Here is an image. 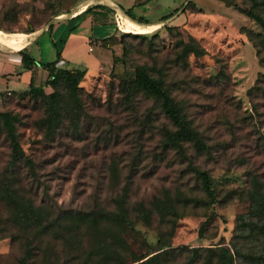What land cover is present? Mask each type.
I'll list each match as a JSON object with an SVG mask.
<instances>
[{"label":"rangeland","instance_id":"obj_1","mask_svg":"<svg viewBox=\"0 0 264 264\" xmlns=\"http://www.w3.org/2000/svg\"><path fill=\"white\" fill-rule=\"evenodd\" d=\"M115 1L150 25H134L113 0H0L3 39L35 40L46 30L29 46L43 61L55 55L48 30L88 5L94 14L83 28V17L57 27L64 38L60 51L68 36H78L69 39V53L57 66L85 71L77 102L58 82V125L42 122L52 102L46 94L53 91L46 73L33 79L44 93L22 91L27 85L20 82L15 87L21 91L0 94V221L7 213L2 187L8 182L23 200L29 197L48 211L42 221L16 212L9 235L0 237V264H127L154 249L162 234L171 246L230 247L237 215L250 207L252 175L264 184V116L257 121L247 94L257 79L264 86V31L248 14L264 15V0ZM188 43L203 54L183 52ZM224 65L223 85L225 79L229 84L221 91L210 79ZM136 66L163 78L189 124L190 117L197 124L207 150H198L192 138L172 139L175 124L160 99L125 86ZM254 101L264 103V95L258 92ZM2 112L29 163L11 165ZM191 165L209 173L212 202ZM99 209L115 215L96 223L73 215ZM237 240L245 249L262 246L255 235Z\"/></svg>","mask_w":264,"mask_h":264},{"label":"trees","instance_id":"obj_2","mask_svg":"<svg viewBox=\"0 0 264 264\" xmlns=\"http://www.w3.org/2000/svg\"><path fill=\"white\" fill-rule=\"evenodd\" d=\"M91 7L92 6H87L82 12L71 16L70 18L73 20L81 19L83 15L91 9ZM123 10L132 18L143 23H149L141 16L134 15L131 12V8H123ZM248 14L264 31V15L253 10H249ZM161 20L167 21L169 19L163 18ZM51 27L52 24L50 23L48 25V29ZM73 27L74 26H72L70 30ZM129 33L132 35H144L143 33L126 32V34ZM250 39L253 41L254 46L258 48L257 42L252 37H250ZM262 39L264 40V35L262 36ZM22 49H20V51H22ZM182 51L195 55L203 54V50L201 48H199L197 45L189 43L183 45ZM60 55L61 51L57 48L56 58L42 63L43 67L47 70L48 78L46 80V84L53 88V91L46 94L47 97L52 100V102L48 108V114L42 118V122L47 123V125H49L52 120H54L53 123L55 126L61 121V119H59V106L56 104V86L58 82L63 81L69 87L74 100L77 102L79 90L78 83L85 72L79 67L67 68L57 66V61ZM21 61L25 65L34 63V60L26 54L22 56ZM218 62L225 64L223 58H218ZM223 67H225V65L222 66L218 74L210 79V83H214L213 85L216 87L219 86L222 89L221 91H224V89H226L229 84L228 79H225L226 81L223 85L222 79L224 78V75L226 77L227 74ZM259 82L260 80L257 79L256 83L247 89V94L249 96V100L252 101V106L254 107V114L257 121L261 120L262 116H264V110H260L261 108H259V106H263L264 103L260 104L259 102L254 101V95H256L258 92L264 95V86L260 85ZM125 86L139 88L145 93L157 96L160 99L162 111L175 124V129L172 132V139L178 141L179 139L192 138L195 139V144L198 150L202 151L205 147V150H207L208 144L203 140L201 131L198 129L197 124L194 122L192 117H190L189 124L185 113L166 89L163 78L151 75L143 67L136 66L134 68V77L131 85L126 83ZM38 89L43 92L42 87L35 85L32 79L28 85V88L21 90H29L30 92H33ZM79 105H81L80 100L78 102V106ZM2 115L6 116L4 120H6V123L8 124L7 138L11 151V165L19 164L23 161L29 163L30 160L25 155L14 132L13 123L9 121V118L5 112H2ZM256 143L258 144V140ZM179 150L183 151L182 149ZM191 168L200 178L203 193L209 197L210 202H212L214 199V189L211 184L209 173L206 169L197 167L195 165H191ZM252 176H254L252 178V188L249 190L248 194L250 207L246 212L237 215V222L235 226L236 232L230 242V247L221 244L210 246H171L162 234L158 236L155 244L156 247L154 249L134 258L132 262L127 264H241V260H244L246 264H264V187L262 186L264 184L257 178L256 175ZM5 177L7 178V176ZM2 197L4 199V208L7 210V213H4L3 218L0 221V237L9 235L8 233H10L11 229L10 224L11 222H14V217L18 210L23 214L25 220H30V218L33 217H40L38 220L42 221L43 217H48V211L45 209V207L41 205H35L29 197L23 200V198L17 193V187L12 186L11 182L4 183L2 187ZM63 212L64 210L60 213H57L58 216L56 219H58V217H60L62 215L61 213ZM73 215L79 218V222L85 221V218H89L93 220V223H96L97 220L101 218L111 220V217L115 215V212H113L111 209L89 211L77 210V212L73 213ZM246 235H255L256 237L260 238L262 241L261 248L259 250L248 248L245 249L242 247V245H239L237 238L244 237ZM28 255L29 253L27 252L25 257ZM119 256L120 254H116V256H112V258L118 259ZM237 260L240 262H237Z\"/></svg>","mask_w":264,"mask_h":264},{"label":"crops","instance_id":"obj_3","mask_svg":"<svg viewBox=\"0 0 264 264\" xmlns=\"http://www.w3.org/2000/svg\"><path fill=\"white\" fill-rule=\"evenodd\" d=\"M113 1L118 6H120L122 9L124 8L123 5H121L117 1H115V0H113ZM107 3L112 4L110 2H107ZM96 4H103V3L102 2L101 3H95L94 5H96ZM105 5H108V4H105ZM88 6H90V5H88ZM108 6H110V5H108ZM84 9L85 8H83L80 12H82ZM122 9H120V11ZM122 11H124V10H122ZM72 16H74V15H72ZM70 17L71 16H69L68 19L64 20L63 22L57 23L52 28V31L48 30V34H49L48 35V38H49L48 43L50 45H52V47H54L55 55L53 57H51V59L46 60V61H43L39 57L33 56L29 50V46L32 45L33 43L39 41L40 37L46 33V30H44L39 36H36L37 38L35 37L36 38L35 40L34 39L27 40L26 39L25 41H19V40L13 39L15 42L10 40L14 44L3 39L4 36L0 35V38L2 39L4 44L6 46L10 47L11 49H14V50L6 49V48H4L6 46L0 42V94L5 90L7 91V90H20V89H22V88L15 87L20 82L26 84L27 85L26 88H27L30 81L32 79H35V77L38 74L43 73V75H45L44 73H46V75H47L46 69L43 67L42 63L47 62V61H51V60L56 58V49L58 48V43L62 42L64 40V38L61 37V35H62L61 31L59 29H57V27H58V25L64 24L66 21H73V19H71ZM93 19H94V14L90 9L88 12H86L83 15V20L81 21L79 26L83 28V26H85L86 24H91ZM129 20L134 25H137V26H140L138 24L150 25V24H145L143 22H140V21H138L134 18H131V17H129ZM163 21H166V20H163ZM75 37L78 38V36L75 35V33L68 36L65 44L62 45L60 57H67L69 50L66 49L65 46H68L69 39H72V38L74 39ZM22 48H24V49H22ZM20 49H22L23 52L20 51ZM24 54H26L30 58H32L34 60V63H32L30 65H25L21 61V58ZM23 89H25V88H23Z\"/></svg>","mask_w":264,"mask_h":264},{"label":"bare ground","instance_id":"obj_4","mask_svg":"<svg viewBox=\"0 0 264 264\" xmlns=\"http://www.w3.org/2000/svg\"><path fill=\"white\" fill-rule=\"evenodd\" d=\"M2 44H4V42L2 43ZM5 45V44H4ZM6 46V45H5ZM6 47H8V46H6ZM8 48H10V47H8Z\"/></svg>","mask_w":264,"mask_h":264},{"label":"built area","instance_id":"obj_5","mask_svg":"<svg viewBox=\"0 0 264 264\" xmlns=\"http://www.w3.org/2000/svg\"><path fill=\"white\" fill-rule=\"evenodd\" d=\"M117 24H118V18H116Z\"/></svg>","mask_w":264,"mask_h":264}]
</instances>
